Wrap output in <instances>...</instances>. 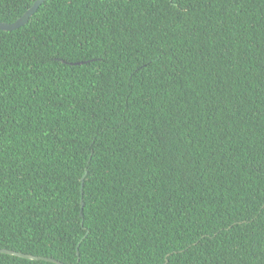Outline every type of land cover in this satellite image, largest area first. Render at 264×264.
<instances>
[{"label":"trees","instance_id":"obj_1","mask_svg":"<svg viewBox=\"0 0 264 264\" xmlns=\"http://www.w3.org/2000/svg\"><path fill=\"white\" fill-rule=\"evenodd\" d=\"M0 248L264 264V0H47L0 31Z\"/></svg>","mask_w":264,"mask_h":264},{"label":"water","instance_id":"obj_2","mask_svg":"<svg viewBox=\"0 0 264 264\" xmlns=\"http://www.w3.org/2000/svg\"><path fill=\"white\" fill-rule=\"evenodd\" d=\"M47 0H36L35 3L33 4V6L28 9L24 15L22 17H20L17 21L13 22V23H4V22H0V31H5V32H12V31H16L19 30L20 28L26 26L30 20L32 19V17L39 11V9L41 8V6L46 2ZM86 62H79V63H75V65H82ZM87 175V172H86ZM85 178V176H84ZM83 178V179H84ZM84 206V204H83ZM0 254H7V255H11V256H16L19 258H24L27 260H34V261H48V262H52L55 264H64L56 259L53 258H47V257H42V256H34L31 254H25L22 252H18L15 250H8V249H1L0 248Z\"/></svg>","mask_w":264,"mask_h":264}]
</instances>
